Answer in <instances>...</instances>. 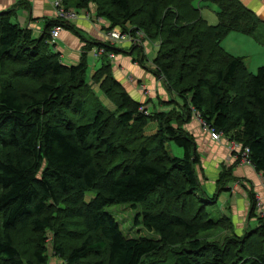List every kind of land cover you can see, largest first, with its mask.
I'll return each mask as SVG.
<instances>
[{
    "label": "trees",
    "instance_id": "1",
    "mask_svg": "<svg viewBox=\"0 0 264 264\" xmlns=\"http://www.w3.org/2000/svg\"><path fill=\"white\" fill-rule=\"evenodd\" d=\"M197 1L77 0L76 11L91 5V18L105 30L139 31L146 43L157 40L150 64L138 46L125 50L83 38L80 62L67 67L52 51L50 31L60 25L78 34L74 27L48 21L35 38L11 12H0V264H47L49 255L59 264H142L162 248L170 253L167 264H264L261 217L256 228L241 237L231 231L223 243L200 237L222 224L230 228V222L209 216L207 198L195 196L199 157L182 127L196 115L227 143L247 148L250 165L264 174V66L251 73L221 47L230 32L264 44V24L239 0H201L217 8L211 26ZM61 2L69 8L70 0ZM93 47L135 52L138 65H152L147 71L165 79L183 114H147L115 81L106 60L87 81L86 54ZM25 82L33 87L21 86ZM95 88L115 109L101 103ZM86 109L94 112L89 122L83 121ZM150 121L157 131L144 135ZM167 142L182 157L171 156ZM121 157L122 165L107 166ZM230 179L231 170L222 171L218 192ZM251 201L253 213V196ZM127 203H146L141 224L157 239L122 232L106 208Z\"/></svg>",
    "mask_w": 264,
    "mask_h": 264
},
{
    "label": "crops",
    "instance_id": "2",
    "mask_svg": "<svg viewBox=\"0 0 264 264\" xmlns=\"http://www.w3.org/2000/svg\"><path fill=\"white\" fill-rule=\"evenodd\" d=\"M239 1L264 24V0ZM200 2L203 1L198 0L196 2L199 9L201 7ZM4 11L11 12L13 22L21 28L29 29L35 38L40 37L44 32L46 20L48 22L55 19L51 0H0V12ZM201 16L203 17L202 12ZM71 25L78 34L64 29L51 46L52 51L59 54L62 64L67 67L75 66L80 62L85 44L83 38L87 41L105 42L104 33L106 30L104 28L107 27L101 21L92 18L87 20L82 16L71 21ZM261 32H264V29ZM262 45L252 36L240 32H230L221 40L222 49L231 56L242 59L251 73H255L259 67L264 66V45ZM115 46L120 49H128L125 44H116ZM146 52H149V50L147 51L146 49ZM89 54L91 55L90 52L86 54L87 60H89ZM91 57L90 70L92 73L90 75L100 69L105 60L104 58L94 59L92 55ZM134 60L135 57L132 55L123 53L116 55L114 61H109L112 64V73L115 81L123 87L135 102L147 103L150 101L149 106L154 108V111H157L156 113L174 111L183 114L177 104L180 102L179 99L167 91L163 84H160L159 77H155L147 71V69H150L149 65L145 63L144 65H138L134 63ZM94 62L98 63L93 64ZM254 70L256 71L253 72ZM141 86L149 90L148 95L143 93ZM95 90L99 100L100 96L107 99L101 91H98L97 88ZM161 100L164 103H159ZM185 130L190 133L195 142V151L199 155V164L196 170L199 179L203 178L201 181L203 189L208 195L207 197H211L209 193L214 190L217 173L223 171V169H230L234 178L231 181H227L225 189L219 194L216 203L221 206V214L232 218L233 224H238L248 229L252 228V226H254L253 229L256 228L258 222L255 217L249 220L245 213L241 219L237 217L245 210L241 198L244 191L249 189L250 186L257 191L260 197H264V182L261 181V176H264V174L257 173L251 165L235 163V158L228 148L227 141L224 139L219 142L212 141L209 134L200 127L199 121L194 116L189 122L185 123ZM234 196L239 197L240 204L235 201ZM261 211L264 214L263 208ZM260 213V211L257 212L259 215Z\"/></svg>",
    "mask_w": 264,
    "mask_h": 264
},
{
    "label": "rangeland",
    "instance_id": "3",
    "mask_svg": "<svg viewBox=\"0 0 264 264\" xmlns=\"http://www.w3.org/2000/svg\"><path fill=\"white\" fill-rule=\"evenodd\" d=\"M51 3H52V7H53V0H51ZM76 4H77V0H70V4H69V10H79V9H75L76 7ZM200 12H202L203 14V17H205L207 23L211 26H214L216 25L217 23V17H216V11H217V8L215 5L211 4V3H207V2H200ZM54 10V8H53ZM89 10L92 11V12H95V8L92 7L91 5H89ZM83 11H87V10H83ZM88 11V12H90ZM78 12V11H76ZM82 12V11H80ZM90 16H91V13H89ZM88 14V17H90ZM54 15H55V19L54 20H60V18H58L56 16V12L54 10ZM84 18V17H83ZM87 20H91V17L90 19H87ZM73 21V20H71ZM71 21H64V22H67V24L71 25ZM45 23H47V20L45 21ZM72 26V25H71ZM64 30V29H63ZM130 40V38H128ZM147 41L143 40V45L145 46V48L143 47V49H147V51L149 50V52H146L147 53V60L150 62L152 61V59L154 58L155 54H156V51H157V45H158V41L155 40L153 42H148L146 43ZM264 45V44H263ZM262 45V46H263ZM141 49V48H140ZM126 50V49H125ZM263 51H264V46H263ZM130 52V51H129ZM137 54L134 52V55H132L133 57L137 58L136 56ZM106 61H108L107 63H109V59L107 57H103ZM89 60H87V63H88V68H87V72H86V80L87 81H90L91 80V76L90 75L92 72H91V67H90V61H92V57L91 55L89 54ZM135 62V60H134ZM95 63H98V62H94L93 64ZM110 64V63H109ZM111 66V71H112V64H110ZM150 68H152V65H149ZM256 70H254L253 72H255ZM113 74V73H112ZM8 76H11L9 73H7ZM160 78V84H163V86L165 87L166 89V86H165V79L162 78V77H159ZM21 86L25 87V88H31L33 87V84H29L27 82H25L24 84L23 83H20ZM93 86V85H92ZM94 87V86H93ZM141 90L143 91V93L145 95H148L149 93V90L147 89H144L143 86H141ZM100 101L103 105H105L107 108L111 107L110 109H115L114 108V105L112 104L111 100L107 97L104 98L103 96H100ZM149 103L150 101H148L147 103H140L142 104V106L146 109L147 111V114L149 115H154L157 111H154V108H151V106H149ZM155 103H157V101H155ZM159 103H164V101H159ZM171 112H174V111H170ZM195 119L197 121H199V124H200V127L207 133L209 134L203 127L201 121L199 120V118L194 115ZM94 119V112L92 110H89V109H86L84 111V115H83V121L84 122H89L90 120H93ZM191 120V119H190ZM189 122V121H188ZM179 119H175L174 121V124L175 126L179 125ZM187 123V122H186ZM182 127L185 129V124L182 125ZM112 128V127H111ZM157 128H158V124L153 122V121H150L147 126L144 128L143 130V133L144 135H153L156 131H157ZM210 136V135H209ZM210 139L212 140L211 136H210ZM213 141V140H212ZM215 142V141H214ZM165 147L167 149V151L169 152V154L173 157H182V151L180 149H178L172 142H167L165 144ZM229 148V147H228ZM196 150V149H195ZM197 153V152H196ZM232 156L234 155V153H232ZM198 155V153H197ZM199 157V155H198ZM234 157V156H233ZM236 160V159H235ZM121 161H123V157H121L120 159L118 160H111V163H107V166H109V168H114L116 166H120L122 165ZM236 163V162H235ZM242 164V163H240ZM247 165V164H245ZM197 168V166H196ZM224 171V169H223ZM197 172V170H196ZM222 174V171H219L217 173V180H216V183H215V186H214V190L209 193L211 195V197H207L208 195L205 193L204 189H203V184H202V179L203 178H200L199 179V175L197 173V177H198V180H199V183H200V190L199 192H196V197L197 199H204V196L207 198V200L209 201V204H207V208H208V211H209V216H212V218L214 219H217L218 217L219 218H225L227 216L225 215H222L221 212H220V209H221V206L219 203H216L217 200H218V196L221 192H218V185H217V181H218V178L220 177V175ZM232 178L233 175H232ZM262 178V182H264V176H261ZM232 180V179H230ZM226 186V185H225ZM224 191L225 188H222ZM229 191V190H228ZM93 193H90L86 196V199H90L91 197H93ZM251 196H253V199H254V202H255V209L253 210V213H251V209H252V201H251ZM264 197H260L257 193V191H255V189H253V187H249V189L245 190L243 195H242V203H243V206H244V212L243 213H240V215H238L237 218L241 219L244 215V213L246 214L247 217L250 216V213H251V216L255 217V218H263L264 219V214L262 213V208L264 209ZM234 199L235 201H237L239 204H240V200H239V197H235L234 196ZM186 203L188 205H190V199L187 197L186 199ZM149 205V204H148ZM146 206V203L144 204H140V205H136V206H132V204H115V205H111L109 207L106 208V210L115 218L116 222L119 224L122 232L128 236V237H144V238H149V239H157V235L154 233V232H149L147 230L144 229L143 225L141 224V220H142V212L144 210ZM180 206V204H179ZM199 205L198 204H194V207L193 209H195V213L196 215L200 216L201 215V211L200 213H197L199 212ZM260 211V215L257 214V212ZM263 215V216H262ZM229 218V222H230V228H227L225 226V224H222L221 226L222 227H218L216 229H213L211 232H208V233H205V234H202L200 237L202 239H204V241H207V242H219V243H223L224 240L226 238H228L230 232H234L235 234H237L238 236H242V235H245L248 231H251L253 229L254 226H252V228L248 229V228H245V227H241V225H238V224H233L232 223V218L230 217H227ZM244 219H246V217H244ZM250 220V218H249ZM244 225V224H243ZM258 234L254 235V238L256 239V241H261V238L259 236H257ZM23 239H21L22 241ZM50 248V247H49ZM259 249H261V246L260 244L256 245V247L254 248L255 251H258ZM263 252H264V247H263ZM169 255L170 253L167 251L166 248H162L161 251L157 254H154V255H151V256H147L145 259H143L142 261V264H167L168 261H169ZM245 255H247V257H250V255L248 253H246ZM49 262L47 264H59V260H56L54 257H51L49 255ZM171 264V262H170Z\"/></svg>",
    "mask_w": 264,
    "mask_h": 264
},
{
    "label": "built area",
    "instance_id": "4",
    "mask_svg": "<svg viewBox=\"0 0 264 264\" xmlns=\"http://www.w3.org/2000/svg\"><path fill=\"white\" fill-rule=\"evenodd\" d=\"M53 8L56 12V16L60 18V20L67 21V22L71 20H75L79 16H82L85 19H90L91 17L89 14L90 12L88 11L76 12L74 10L65 9L62 6L61 0H53ZM88 14L90 17H88ZM62 30L63 28L60 25L51 29L50 44H53L55 42V40L59 37ZM104 37H105V42L110 45H113L114 47H116L115 46L116 44H125L126 46H128V48L132 46L133 47L138 46L140 48L144 47L143 45L144 36H143V33L139 31L130 33V32H123L121 30H116V29L106 30L104 33ZM128 38H130V40ZM90 53L94 59H101L103 57H107L109 61H114V59L116 58V55L114 53L107 52L102 47H93ZM134 63L137 64V61H135ZM202 125L204 129L209 133L213 141L219 142L222 140V137L220 134L214 132L212 129H210L208 126H205L203 123ZM228 147L231 150V152L234 153L233 156L235 159H236V156L241 155L240 163L250 165V161L248 160L249 152L247 148H245L242 151L241 146L236 142H232L230 144L228 143Z\"/></svg>",
    "mask_w": 264,
    "mask_h": 264
}]
</instances>
